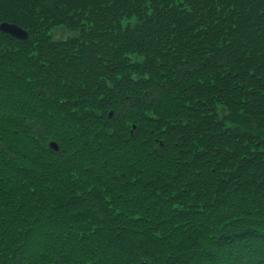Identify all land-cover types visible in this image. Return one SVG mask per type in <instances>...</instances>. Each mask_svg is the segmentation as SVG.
Masks as SVG:
<instances>
[{"label": "trees", "instance_id": "obj_1", "mask_svg": "<svg viewBox=\"0 0 264 264\" xmlns=\"http://www.w3.org/2000/svg\"><path fill=\"white\" fill-rule=\"evenodd\" d=\"M2 23L29 38L0 29V264H264V0H0Z\"/></svg>", "mask_w": 264, "mask_h": 264}, {"label": "water", "instance_id": "obj_2", "mask_svg": "<svg viewBox=\"0 0 264 264\" xmlns=\"http://www.w3.org/2000/svg\"><path fill=\"white\" fill-rule=\"evenodd\" d=\"M0 29L3 33H6V34H8V35H10L16 39L22 40V41H25L29 38L28 32L16 24L2 23L0 25ZM50 148L53 151L59 150V146L57 145V143H55L53 141L50 142Z\"/></svg>", "mask_w": 264, "mask_h": 264}, {"label": "rangeland", "instance_id": "obj_3", "mask_svg": "<svg viewBox=\"0 0 264 264\" xmlns=\"http://www.w3.org/2000/svg\"><path fill=\"white\" fill-rule=\"evenodd\" d=\"M76 34L64 26L58 27L52 31V36L54 39H68L69 37H73Z\"/></svg>", "mask_w": 264, "mask_h": 264}]
</instances>
